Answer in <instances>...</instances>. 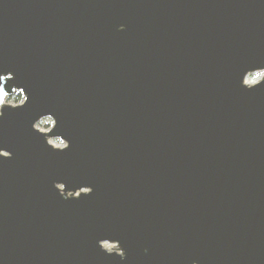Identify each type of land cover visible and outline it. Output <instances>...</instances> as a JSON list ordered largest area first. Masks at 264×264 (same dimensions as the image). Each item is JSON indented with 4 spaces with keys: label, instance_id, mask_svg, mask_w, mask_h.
<instances>
[{
    "label": "water",
    "instance_id": "95a60500",
    "mask_svg": "<svg viewBox=\"0 0 264 264\" xmlns=\"http://www.w3.org/2000/svg\"><path fill=\"white\" fill-rule=\"evenodd\" d=\"M258 72L264 0H0V264H264Z\"/></svg>",
    "mask_w": 264,
    "mask_h": 264
},
{
    "label": "rangeland",
    "instance_id": "374dc122",
    "mask_svg": "<svg viewBox=\"0 0 264 264\" xmlns=\"http://www.w3.org/2000/svg\"><path fill=\"white\" fill-rule=\"evenodd\" d=\"M263 76H264V72H258V73H255V74H251L250 76H248L247 81L249 83L256 82V81H259ZM6 102L7 103H14L13 101H9L8 99L6 100ZM16 104L17 103H14V105H16ZM37 125H39L40 128H42V129H44L46 131H49L53 127L54 121H53L52 118L48 117V118H44V119L40 120L37 123ZM52 141L55 142L57 146H60L61 144L63 146H65V143L63 141H61L60 139H52ZM107 247L111 248V249L115 248V246H112V245H107Z\"/></svg>",
    "mask_w": 264,
    "mask_h": 264
},
{
    "label": "trees",
    "instance_id": "16d2710c",
    "mask_svg": "<svg viewBox=\"0 0 264 264\" xmlns=\"http://www.w3.org/2000/svg\"><path fill=\"white\" fill-rule=\"evenodd\" d=\"M7 99L18 104L23 100V96L20 93H15L14 95L9 96Z\"/></svg>",
    "mask_w": 264,
    "mask_h": 264
},
{
    "label": "clouds",
    "instance_id": "9594fccd",
    "mask_svg": "<svg viewBox=\"0 0 264 264\" xmlns=\"http://www.w3.org/2000/svg\"><path fill=\"white\" fill-rule=\"evenodd\" d=\"M21 103H22V101H21ZM37 127H40V126H39V125H37ZM60 146H61V147H63V145H62V144H61Z\"/></svg>",
    "mask_w": 264,
    "mask_h": 264
}]
</instances>
